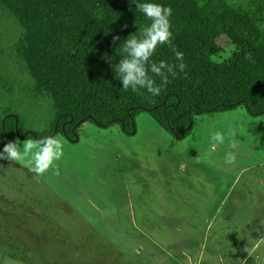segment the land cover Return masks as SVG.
<instances>
[{"label": "rangeland", "instance_id": "obj_1", "mask_svg": "<svg viewBox=\"0 0 264 264\" xmlns=\"http://www.w3.org/2000/svg\"><path fill=\"white\" fill-rule=\"evenodd\" d=\"M24 36L0 7V113L46 132L56 105L20 53ZM218 43L216 62L238 50ZM216 132L225 141L209 155ZM58 137L59 175L0 159V264H264V116L200 115L178 140L144 112L134 136L87 121L77 142Z\"/></svg>", "mask_w": 264, "mask_h": 264}, {"label": "trees", "instance_id": "obj_2", "mask_svg": "<svg viewBox=\"0 0 264 264\" xmlns=\"http://www.w3.org/2000/svg\"><path fill=\"white\" fill-rule=\"evenodd\" d=\"M0 0L25 29L20 53L40 90L56 105L49 131L27 126L17 112L0 113V145L9 141L65 135L77 142L79 129L91 121L101 128L120 125L137 133L144 112L174 138L183 140L198 116L244 106L250 116H264V0ZM173 9L172 45L184 54V71L168 74L159 95L146 88L124 90L116 66L130 35L141 38L152 21L137 3ZM120 39L114 42L113 38ZM238 47L216 62L218 40ZM251 58L248 59V55ZM179 64L169 45H159L151 62ZM157 86L161 77L149 71Z\"/></svg>", "mask_w": 264, "mask_h": 264}, {"label": "clouds", "instance_id": "obj_3", "mask_svg": "<svg viewBox=\"0 0 264 264\" xmlns=\"http://www.w3.org/2000/svg\"><path fill=\"white\" fill-rule=\"evenodd\" d=\"M137 10L148 17L152 23L143 30L141 38L133 34L124 41L123 53L125 55L120 59L116 69L124 90H128L129 87L133 91H136L138 87L146 88L149 93L156 96L160 94L162 87L169 83L168 74L175 77L177 67L181 72L184 71L186 67L182 62L184 54L177 51L172 45L170 17L173 15V9L170 6L165 7L151 2L137 3ZM119 39V36L113 38L114 42ZM164 44L169 45L175 53L176 59L181 61L178 65L169 64L166 61H160L158 64L151 62V57L157 47ZM247 58L250 59L251 55L249 54ZM149 71L161 77L160 86H157L155 79L149 75ZM231 135L234 136L235 132H232ZM211 141L209 155L224 143L225 136L221 132H216L211 136ZM22 144L21 147V141L18 139L6 143L3 151H0V159L16 162L27 161L29 170L38 176H42L50 170L54 175H59L57 162L64 155V145L58 136H49L38 140L25 139ZM231 147L235 148L236 144L233 142ZM235 161V153L230 151L225 155L226 164L231 165Z\"/></svg>", "mask_w": 264, "mask_h": 264}]
</instances>
